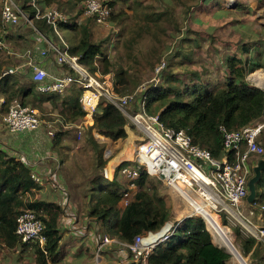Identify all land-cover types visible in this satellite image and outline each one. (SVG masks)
Returning a JSON list of instances; mask_svg holds the SVG:
<instances>
[{
    "label": "trees",
    "instance_id": "obj_1",
    "mask_svg": "<svg viewBox=\"0 0 264 264\" xmlns=\"http://www.w3.org/2000/svg\"><path fill=\"white\" fill-rule=\"evenodd\" d=\"M64 1L67 0H19L16 3L22 12L32 19L33 26L47 36L54 35L55 32L45 18H34L36 10L43 12L46 8L55 6L67 14L69 20L59 22L58 30H70L74 34V41L67 43L68 53L79 55L78 61L87 71L96 69L103 73L115 71V90L120 95L131 91L135 81L131 78L128 68L122 66L116 68L104 42L92 40L88 21L94 19L83 16L84 0L76 14H70L58 7L64 6L66 4ZM101 1L110 6L111 18L115 16L113 8L119 2H123L131 9L133 24L129 30L130 38H125L126 42L134 38L130 36L132 34L139 36L141 32H151L162 20L161 13L142 11L140 9L142 3L139 0H133L130 4L127 3L129 0ZM179 1L189 7L198 2L201 6L208 2V0ZM1 4L2 0L0 9ZM237 7L242 11V5ZM120 15L113 19L118 20ZM16 25L12 26L13 30L12 27L2 24L0 12L3 43L0 53L8 54L6 47L13 43L11 36L13 32L16 33ZM23 25L29 28L26 22ZM236 27L246 26L241 23ZM252 36L258 38L254 44L249 40H243L242 37L239 45L232 44L233 51L226 53L221 63L220 76L198 74L193 70L190 73L196 80L190 78L191 82H185L176 74H168L166 85L158 86L150 92L147 111L151 114L158 113L166 126L184 129L193 143L208 149L212 156L219 159L224 153L221 125L229 131H234L259 122L264 117V90L246 80L255 69L261 68L264 71V40L260 38L258 32H253ZM183 56L188 58L187 54ZM1 65L2 63L0 67ZM21 77L22 74L2 76L0 71V98H3L0 111L3 109L6 111L8 105L17 99L22 105L36 108H43L42 104L48 102L52 109L59 111L64 122H74L84 115L81 89L77 83L70 86L69 94L62 96L56 92H38L32 80L28 86H23L20 84ZM127 122L126 116L116 105L103 99L99 103V110L93 115L92 127L83 130V139L93 150L97 161L94 172L90 177L87 175L86 179V214L106 228L107 236L121 242H130L136 234L143 231H160L167 223L165 221L172 210L169 198L161 190L162 180L145 171L136 179V189L133 190L128 203L119 208L121 192L126 190V185L116 179L119 168L115 170L111 179L103 176L106 158H103V147L92 131L95 129L98 134L113 141L124 139L128 135ZM63 134L65 132H55L53 142L59 143ZM243 149L244 146L241 147V150ZM38 189L39 184L33 177L30 167L22 160L0 150V252L3 249L19 247L22 253L31 250L33 264H49L59 259L61 238L59 219L63 210L54 202L40 199L37 196ZM252 204L257 207L264 206V170L256 183V197L249 205ZM24 211L33 212L35 217L42 221L45 236L42 247L35 241L23 242L16 233L17 218ZM236 231L244 251L253 250L251 256L256 263L264 264V253H261L264 251L261 249L264 245L255 244L253 238L242 236L238 228ZM229 257L230 254L223 247L213 242L205 220L201 216L192 215L186 216L165 241L154 247L149 264H228Z\"/></svg>",
    "mask_w": 264,
    "mask_h": 264
},
{
    "label": "built area",
    "instance_id": "obj_2",
    "mask_svg": "<svg viewBox=\"0 0 264 264\" xmlns=\"http://www.w3.org/2000/svg\"><path fill=\"white\" fill-rule=\"evenodd\" d=\"M83 7V16L92 17L98 24H104L110 18L111 8L101 0H84ZM0 12L2 24L5 26H14L21 19L29 25L33 24L32 19L22 12L15 0H2ZM39 17L45 18L58 35L60 34L58 23L69 20L68 15L55 6H50L43 12L37 9L34 18ZM44 41L46 46L40 50V56L46 57L49 52H52L55 62L62 66L64 71L58 76H52L40 64L31 62L29 63L31 80L36 84V89L40 93H61L72 84H78L81 89L84 121L78 125L77 134L82 133L87 122L93 121V115L99 110V103L103 99L119 107L130 123L144 134L134 145L131 159L123 158L115 168V170L119 168V174L124 178L126 185V190L121 192V203L124 205L128 203L133 190L136 189V179L145 171L161 179L167 186L186 190L195 200L202 201L206 207L212 208L214 214L222 213L223 216L225 214L232 216L239 223L240 231L245 237L253 238L255 244L264 245V225L252 217V214H256L259 210L258 218L262 221L264 206L257 207L252 204L247 208L248 212L243 207L248 194L247 182L253 166L250 156H259L264 149L259 141L264 122L248 124L234 131H229L221 125L224 153L217 159L208 149L193 143L184 129L166 126L160 120L158 113L151 114L147 111L150 101L149 94L157 88V84L151 87L141 85L134 93L119 95L115 90L116 75L114 72L103 73L99 69L87 71L79 63V55L68 53L67 43H64L62 49L47 35ZM2 46L0 32V48ZM165 66L166 62L161 60L155 66V76L159 75ZM23 67L15 66L4 69L1 75L25 74L27 71ZM155 81L158 82V79ZM155 81L153 83H157ZM262 89L264 90V87ZM133 102H135L134 110L127 111V104ZM2 119L12 132L35 130L41 125L39 109L30 105H22L17 99L8 105ZM48 134L54 136V131L49 130ZM242 146H244L243 150H241ZM108 156L105 154V157ZM124 161L129 164L120 167ZM103 176L109 178V171L106 167L103 168ZM191 197L189 201L186 199L191 212L170 224V233L165 238L151 239L159 230H147L136 234L130 242H121L107 235L103 236V242H116L126 255V264H149V257L154 247L165 241L186 216L197 213L193 208L194 202L192 201L194 200ZM204 220L207 224V220L205 218ZM43 229L42 221L37 219L31 211H24L17 218L16 233L23 242L35 241L42 247L45 242ZM252 251L250 250L251 253ZM241 257L244 259V264H249L246 258L242 255Z\"/></svg>",
    "mask_w": 264,
    "mask_h": 264
},
{
    "label": "rangeland",
    "instance_id": "obj_3",
    "mask_svg": "<svg viewBox=\"0 0 264 264\" xmlns=\"http://www.w3.org/2000/svg\"><path fill=\"white\" fill-rule=\"evenodd\" d=\"M15 1L17 2L19 0ZM132 1L133 0H129L127 3L130 4ZM139 1H141L143 6V8L142 6L140 8L142 11L155 12L156 14L161 13L162 20L159 26L152 28L151 32H141L139 36L130 35L134 38L129 42H126V39L130 38L129 30L133 24L131 17L132 11L127 8L123 2L117 3L113 8V14L115 15L113 18H117L118 14H121L118 20L110 17L104 24H98L92 19L90 22L88 21L92 33V40L95 42H104L103 44L106 45L108 49V55L116 64V68L117 66L128 68L131 78L135 81V85L131 88L132 90L126 94L136 92L137 88L141 85L148 87L155 84H157V87L166 85V76L170 73L176 74L185 82L196 80L195 77H193L194 75L190 73L193 70L197 71L198 74L204 73L220 76L222 71L221 63L223 62L225 54L233 51V43L239 45L240 38L242 37L243 40H249L254 44L258 38L252 36L253 32H258L260 38L264 40V0H208V2L202 6L201 4L199 5L198 2L192 7L184 5L179 0ZM82 2L83 0H67L64 1V3H66L64 6H56L63 8L70 14H76ZM238 5L243 6L242 11L237 7ZM123 12H125V15H123ZM20 23L23 24V20H21ZM241 23L246 27H236L237 24ZM31 30V26L29 25L27 31L32 32ZM51 40L59 48H63L64 43L70 44L74 41V34L70 30H65L64 33L60 32L59 35L54 34ZM24 47L25 45H20L19 42L17 44L13 42L11 45L12 50ZM183 54H187L188 58L183 56ZM0 60L13 61L14 59L6 53L4 54L1 52ZM161 60L166 62V66L159 75L155 76V66ZM0 63L2 62L0 61ZM16 63L17 61L13 64ZM257 70L264 74L263 69L258 68ZM257 70L255 69V71ZM112 72L116 75L115 71ZM249 76V82L254 84L255 82L252 80L250 81ZM190 78H192V80ZM155 79H158V82L155 81ZM154 81L157 83H153ZM134 108L135 102L128 103L126 106L127 111L134 110ZM4 111L5 109L0 111V125H2V127L6 126L2 119L6 112ZM127 121L126 129L128 135L126 138L116 141L108 138L107 142L98 141L103 147V158H106L105 167H107L109 163L110 166L119 164L126 155L129 158L132 157L134 145L144 136L142 132L132 126L128 119ZM261 121L264 122V117ZM84 129L85 128H83V130ZM82 133L76 135V139L78 140L76 143V145H78V157L83 159L85 164V166H83L84 170H82L81 173L85 174L87 172L88 177H90L92 172H94L97 161L93 150L83 139V131ZM259 141L264 148V128L259 137ZM106 149L111 152L109 156L107 155L108 157L104 156ZM261 158L264 159V149L263 153L259 156L251 155L250 161L254 166ZM127 164H129V162H122V165ZM252 174L253 172L251 169L249 178ZM116 179L120 183L125 184V180L120 174L116 175ZM160 187L172 204L171 213L173 216L180 214L185 215L191 212V207L187 201L188 199L186 197L184 198L177 189L167 186L164 182H161ZM248 205L249 203L246 202L243 206L247 212V208L251 206ZM207 208L213 214L215 213L212 208L208 206ZM196 212V216L202 217L199 213L200 210H196ZM217 214L218 216L215 214L213 215L214 218L230 231L239 253L246 258L249 264H257L253 256H251V252H245L242 243L239 241L236 228H238L240 234L244 236L240 231L239 223L232 216L226 214L223 216L222 213ZM258 215L259 210L256 214H252L253 219L264 225V214H262V221L258 218ZM206 225L212 235L213 242L223 247L230 254L228 264H241L231 252L219 243L210 224L207 222ZM261 249L264 250V247ZM261 253H264V251ZM33 262L31 250L22 253L20 248L16 247L3 249L0 252V264H33ZM66 263L69 264L68 261ZM66 263L62 262L59 264Z\"/></svg>",
    "mask_w": 264,
    "mask_h": 264
},
{
    "label": "crops",
    "instance_id": "obj_4",
    "mask_svg": "<svg viewBox=\"0 0 264 264\" xmlns=\"http://www.w3.org/2000/svg\"><path fill=\"white\" fill-rule=\"evenodd\" d=\"M16 26L18 27L15 29L16 33L13 32L11 38L14 43L19 42L25 47L12 50L11 46H7V55L14 60H0L2 62L0 71L10 67L25 66L23 68L27 72L22 74L23 77L20 79V84L23 86H28L31 81L29 70L31 62L40 64L52 76L62 74L64 68L55 62L52 52H49L46 57L40 56V49L46 46L45 33L33 24L31 25L32 32H28V26L23 25L20 21ZM12 28L14 30V27ZM60 32L64 33L65 30ZM52 36L50 34L48 38H52ZM15 61L17 63L13 64ZM70 88L68 87L60 94L62 96L69 94ZM2 102L3 98H0V109ZM42 107L38 108L41 118V125L38 129L12 132L7 126L0 125V150L26 163L39 184L37 196L44 201L56 203L63 210L59 219L61 235L59 259L52 264L66 263L67 261L69 264H126V255L116 242H103V236L107 234L106 228L86 214L87 172L86 176L81 173L85 164L83 159L78 157V145H76L78 142L76 139L77 127L84 121L83 118L80 117L74 122H64L59 111L52 109L48 102H44ZM92 125L93 121H89L84 128L92 127ZM49 130H53L54 133L62 131L65 134L56 144L53 142V136L48 134ZM92 132L97 141L107 142V137L98 134L95 129ZM110 153V150L106 149L104 156ZM117 165L113 164L112 167L110 163L107 165L108 179L113 177ZM124 206L119 202V208ZM183 216L181 214L173 216L171 213L165 221L167 223L156 234L163 232L168 228V224L170 226L171 222H176Z\"/></svg>",
    "mask_w": 264,
    "mask_h": 264
},
{
    "label": "bare ground",
    "instance_id": "obj_5",
    "mask_svg": "<svg viewBox=\"0 0 264 264\" xmlns=\"http://www.w3.org/2000/svg\"><path fill=\"white\" fill-rule=\"evenodd\" d=\"M249 79H250V81L252 80L255 83H257L258 85L264 87V74L261 71L257 70L255 72L251 73L249 76ZM126 157H127V155H126ZM127 158H129V157H127ZM178 191H180L182 196L186 197L188 199V201L191 200V199H189V197H191V196L186 190L181 188ZM192 200H194V201H192V202H194L193 203L194 210L195 211L200 210L199 213L202 216H204V218L210 224V226H211L216 238L218 239L219 243L222 246H224L229 252H231L234 255V257L236 258V260H238L239 263L244 264V259L241 257L238 249L236 248L234 241H233V238L230 234V231L225 226L221 225L217 221V219L214 218V216H213L214 214L205 206V204L202 201H197L194 198H192ZM173 223L174 222H171L170 224H173ZM170 229L171 228L168 224V228L166 230H164L163 232H160L159 234H156V235L154 234L151 237V239L161 240V239L165 238L170 233Z\"/></svg>",
    "mask_w": 264,
    "mask_h": 264
},
{
    "label": "water",
    "instance_id": "obj_6",
    "mask_svg": "<svg viewBox=\"0 0 264 264\" xmlns=\"http://www.w3.org/2000/svg\"><path fill=\"white\" fill-rule=\"evenodd\" d=\"M249 76V75H248ZM248 76L246 80L249 83ZM251 84V83H250ZM257 87L262 88L257 84H253ZM119 108V107H118ZM120 109V108H119ZM121 110V109H120ZM264 170V159H259L256 164L252 167V176L248 179L247 187H248V194L246 196L247 203L251 204L256 197V183L260 180L262 171Z\"/></svg>",
    "mask_w": 264,
    "mask_h": 264
}]
</instances>
